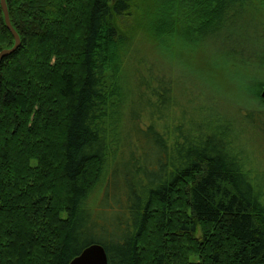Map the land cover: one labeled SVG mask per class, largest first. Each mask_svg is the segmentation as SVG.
<instances>
[{
    "label": "trees",
    "instance_id": "obj_1",
    "mask_svg": "<svg viewBox=\"0 0 264 264\" xmlns=\"http://www.w3.org/2000/svg\"><path fill=\"white\" fill-rule=\"evenodd\" d=\"M5 2L20 45L0 61V264H69L92 244L108 264H264L248 137L264 131V57L242 93L260 107L235 117L180 105L168 70L250 12L264 24V0ZM103 206L118 212L98 220Z\"/></svg>",
    "mask_w": 264,
    "mask_h": 264
},
{
    "label": "rangeland",
    "instance_id": "obj_2",
    "mask_svg": "<svg viewBox=\"0 0 264 264\" xmlns=\"http://www.w3.org/2000/svg\"><path fill=\"white\" fill-rule=\"evenodd\" d=\"M250 14L253 18L250 16L248 23L245 22L242 24L243 27L237 28V33L226 34L225 41H221L216 50L213 45L211 47L203 46L204 50L197 49V51H194V48L183 49V47L176 50V60L170 64L168 70L176 89L174 98L178 103L180 102V105L184 104L189 108L205 106L213 112L223 111L227 115L229 114L227 110H230V113L232 112L230 117H235L241 112L256 111L257 107H260L258 103H250V100H244L242 96L243 90L252 88L257 82H246L244 75L248 71L255 73L256 65L264 57V24L255 23L253 19L259 20V17L254 12H250ZM255 14L256 16H254ZM262 75L263 78L259 81L264 83V68L261 71ZM203 78L207 85L202 87ZM198 83L199 87L197 88L195 85ZM186 86H188L187 90ZM177 108L179 109V107ZM175 115H178V110L174 112L173 116ZM259 135L256 138L248 137L252 141L250 150H254L252 157L256 171L264 172V131ZM136 143L140 146L143 142L139 138ZM92 193L94 198L99 197L100 199L104 194L103 191L95 190ZM123 201H127L125 194ZM116 212L118 210L114 207H100L98 220H102L103 216L110 218ZM98 220V224L101 225ZM106 245L114 249L113 242H106Z\"/></svg>",
    "mask_w": 264,
    "mask_h": 264
},
{
    "label": "water",
    "instance_id": "obj_3",
    "mask_svg": "<svg viewBox=\"0 0 264 264\" xmlns=\"http://www.w3.org/2000/svg\"><path fill=\"white\" fill-rule=\"evenodd\" d=\"M0 7L3 13L4 24L14 39V46L10 49H4L0 52V61L12 54L20 45V39L16 31L13 29L8 15L5 0H0ZM260 98L264 105V90L260 93ZM69 264H108L107 254L104 248L98 244H92L84 248L79 255L73 258Z\"/></svg>",
    "mask_w": 264,
    "mask_h": 264
}]
</instances>
